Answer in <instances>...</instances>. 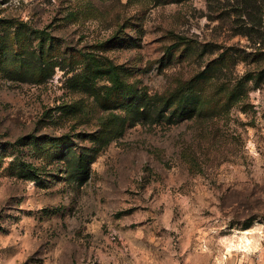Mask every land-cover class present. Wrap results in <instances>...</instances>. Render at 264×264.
<instances>
[{
  "label": "rangeland",
  "instance_id": "1",
  "mask_svg": "<svg viewBox=\"0 0 264 264\" xmlns=\"http://www.w3.org/2000/svg\"><path fill=\"white\" fill-rule=\"evenodd\" d=\"M240 5L0 0V264H264V9Z\"/></svg>",
  "mask_w": 264,
  "mask_h": 264
},
{
  "label": "trees",
  "instance_id": "2",
  "mask_svg": "<svg viewBox=\"0 0 264 264\" xmlns=\"http://www.w3.org/2000/svg\"><path fill=\"white\" fill-rule=\"evenodd\" d=\"M242 6H236L233 7L235 12L238 11H244L248 16L252 14H257L263 11L264 9V0H241ZM79 11L75 10L71 12L70 16H76L78 15ZM30 55H34V53H31ZM260 56L259 58H256L257 56ZM40 56L37 57L39 59ZM264 57V51H260L259 53L252 54V61H262Z\"/></svg>",
  "mask_w": 264,
  "mask_h": 264
}]
</instances>
